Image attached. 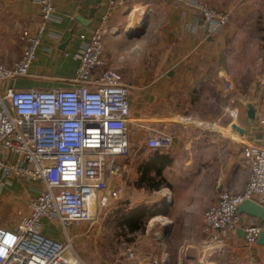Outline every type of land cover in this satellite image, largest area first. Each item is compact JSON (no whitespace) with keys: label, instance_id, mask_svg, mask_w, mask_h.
<instances>
[{"label":"crops","instance_id":"obj_1","mask_svg":"<svg viewBox=\"0 0 264 264\" xmlns=\"http://www.w3.org/2000/svg\"><path fill=\"white\" fill-rule=\"evenodd\" d=\"M184 1L120 0L108 6L105 0H54V18L41 31L36 58L28 68L30 76L12 85L19 89L72 85L77 68L74 53L97 26H105L103 65L97 71L115 69L129 85L130 142L142 139L140 152L150 155L153 149L145 145L148 130L164 127L173 136V153L182 154L184 143V165L194 166L187 181L196 189L190 192L182 184L173 197L165 196L167 208L159 207L161 199L147 202L161 209L153 220L165 218L168 224L176 212L192 214L194 222L187 229L194 236L190 247L204 251L202 212L217 201L219 192L243 189L249 174L243 150L264 146V24L255 14L243 18L264 6V0H210L214 8L229 13L226 26L216 32L208 30L192 5L199 0ZM39 22L36 0H0V63L11 66L19 60L25 45L23 33H36ZM258 23L263 27L261 34ZM236 74L244 79L240 92L233 88ZM226 81L231 84L229 90L224 88ZM250 107L253 118L247 115ZM170 164L171 158L162 168ZM140 173L137 167L135 175ZM29 195L34 193L27 194L19 183L0 189V226L15 227L19 218L9 223L1 213H16ZM43 233L60 239L46 227ZM226 242L242 264H249L244 240L235 231ZM215 253L187 263L218 264L212 257ZM251 260L264 264V245L253 247Z\"/></svg>","mask_w":264,"mask_h":264},{"label":"built area","instance_id":"obj_2","mask_svg":"<svg viewBox=\"0 0 264 264\" xmlns=\"http://www.w3.org/2000/svg\"><path fill=\"white\" fill-rule=\"evenodd\" d=\"M36 1L37 32L23 33L19 60L11 66L0 63V189L19 183L27 194L34 193L25 201L27 211L22 212V206L16 210L19 219L13 229L0 226V264H87L75 250L68 228L94 219L95 210L120 197L121 189L114 183L125 172L130 154L129 85L115 69L97 71L103 65L105 26H97L74 53L72 85L19 89L8 84L30 76L41 31L54 18V0ZM105 2L114 6L120 0ZM192 5L212 32L229 21V13L214 8L210 0ZM224 88H231L229 81ZM172 144L173 136L164 127L148 130V149L166 153ZM243 155L249 159L243 189L219 192L203 213L204 251L226 246L229 233L238 226L240 202L249 199L264 206V146L244 149ZM44 219L57 227L60 239L43 233ZM241 223L246 258L253 264L252 249L264 232V222L241 215Z\"/></svg>","mask_w":264,"mask_h":264},{"label":"rangeland","instance_id":"obj_3","mask_svg":"<svg viewBox=\"0 0 264 264\" xmlns=\"http://www.w3.org/2000/svg\"><path fill=\"white\" fill-rule=\"evenodd\" d=\"M251 14L253 16L255 14L256 19L259 18L260 25L264 24V6H261L256 12L245 13L243 18H252ZM262 28L258 23L257 30L260 31V34L263 32ZM235 80V85L232 84L233 88L235 87L236 91L240 92L244 79L241 75L236 74ZM14 83V81H11V84ZM143 144L142 139L131 141L130 154L126 160V170L118 179V183L122 187L120 188V197L111 200L105 208L95 210L94 219L68 228V231L72 233L75 250L87 264H188L187 262L191 258H201L203 254H205L204 256L211 254V250L203 251V249L197 248L198 251H196L195 248L190 247L194 236L188 234L187 229L194 222L192 214L184 215L176 212L171 217V223H166L167 225L163 224L165 219L153 220L154 214L143 216L141 220L143 228L132 232L121 224L122 215L135 207L145 206L149 209V212L156 209L150 207L147 202L161 199L162 204L159 207L164 206L167 208L169 204L167 200L169 199L165 196L173 197L174 190L181 189L182 184L183 186L186 184L185 188L190 189V192L196 189L192 184L193 182L188 184L189 181H187H191L188 173L193 172L194 166L185 167L184 165V152L185 146H187L184 143L180 145V148H183L182 154L175 155L173 148L168 151V156H171L169 158L172 160L171 168L170 166L162 168L163 181L157 190L136 188V182L140 175H135V169L137 167L141 168L144 159L149 156L148 151L140 152V147H143ZM192 157L190 156V158ZM149 174L154 175V171L151 170ZM155 180L157 181L158 178ZM184 195L190 194L185 192ZM21 205L22 212L26 211L23 203ZM1 216L9 223H14L19 218L16 213L7 215V211L4 210ZM43 223L47 231L54 232L55 235L61 237L59 230L51 221L44 219ZM169 225L172 227L170 228ZM212 257H215L213 259L218 264H242L240 256L229 251L226 246L219 251L217 250Z\"/></svg>","mask_w":264,"mask_h":264},{"label":"trees","instance_id":"obj_4","mask_svg":"<svg viewBox=\"0 0 264 264\" xmlns=\"http://www.w3.org/2000/svg\"><path fill=\"white\" fill-rule=\"evenodd\" d=\"M150 152V151H149ZM144 163L141 164L140 176L136 182L137 187H147L150 189H158L163 181L161 171L165 163L170 161V158L165 153H159L157 150L150 152V155L144 159ZM157 162H160L159 166H155ZM154 171V175L150 176L149 172ZM158 178L156 181L155 179ZM145 206L135 207L122 215V223L124 227L130 232L143 228L141 220L143 216H152L153 214L160 213L161 209H154L152 212Z\"/></svg>","mask_w":264,"mask_h":264},{"label":"water","instance_id":"obj_5","mask_svg":"<svg viewBox=\"0 0 264 264\" xmlns=\"http://www.w3.org/2000/svg\"><path fill=\"white\" fill-rule=\"evenodd\" d=\"M247 115L249 118L254 117V109L252 107L248 108ZM238 130L240 133L243 131L240 127L238 128ZM236 214L239 215V219L238 226L235 229V234L241 239L244 238V232L241 223L242 214L258 218L261 222H264V206L249 199H245L237 205ZM257 243L260 245H264V232H260L257 239Z\"/></svg>","mask_w":264,"mask_h":264},{"label":"bare ground","instance_id":"obj_6","mask_svg":"<svg viewBox=\"0 0 264 264\" xmlns=\"http://www.w3.org/2000/svg\"><path fill=\"white\" fill-rule=\"evenodd\" d=\"M139 9L138 8H136V9H134V11H138ZM141 12V11H140Z\"/></svg>","mask_w":264,"mask_h":264}]
</instances>
